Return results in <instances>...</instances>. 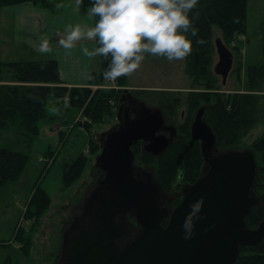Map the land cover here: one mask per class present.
I'll return each mask as SVG.
<instances>
[{
    "label": "rangeland",
    "instance_id": "rangeland-1",
    "mask_svg": "<svg viewBox=\"0 0 264 264\" xmlns=\"http://www.w3.org/2000/svg\"><path fill=\"white\" fill-rule=\"evenodd\" d=\"M212 30L214 51L205 78L195 76L192 79L188 75L187 57L168 61L166 57L146 55L141 67L126 75V82L122 86L118 83L119 77L115 81L102 78L96 84L89 82L86 87H79L77 94L81 100L76 104L71 103L72 93L65 98L53 99L48 107L49 119L41 123L42 130L37 137H24L22 131L14 126H8L0 132V148L28 157V164L20 179L0 189V244H3L0 246V264H58L64 232L80 214L85 198L102 176V172L95 168L96 158L102 151L100 136L118 125V115L123 106L121 98L125 93L140 99L146 108L163 110L169 119L179 125L181 139L180 127L187 122L190 125L194 112L201 105L220 99L229 102L231 108L233 96L250 92L248 68L259 67L264 63V0H249L247 30L244 33L227 40L219 27L213 26ZM219 38L234 55L233 69L226 84L214 72L219 62L215 40ZM13 53L23 60L28 56L20 47H15ZM98 63L99 55L96 73L99 72ZM1 73L4 81L0 86L20 85L7 69ZM63 86L69 91L77 88L65 83ZM87 90L91 94L85 98ZM102 92L112 96L104 110L93 99ZM251 93L260 97V120L240 139L235 149L242 151L254 150L255 143L264 136V84L260 90ZM133 151L137 160H144L150 167H155L140 148L134 147ZM257 156L261 160L262 156ZM75 160H78L77 170L72 174L75 178L70 177L72 183L67 185L64 174ZM180 167H183L185 177L186 168L179 165L177 170ZM160 179L166 194L177 196L176 206L179 205L182 201L179 195L182 186L191 182L184 178L180 182L176 178L168 181L162 175ZM38 187L47 190L51 198L49 208L45 209L46 200L42 197L44 209L35 218L28 216V203ZM32 210L35 209L32 207ZM22 231L27 233L26 237L29 236L26 251L18 249L22 242L18 234Z\"/></svg>",
    "mask_w": 264,
    "mask_h": 264
},
{
    "label": "water",
    "instance_id": "water-1",
    "mask_svg": "<svg viewBox=\"0 0 264 264\" xmlns=\"http://www.w3.org/2000/svg\"><path fill=\"white\" fill-rule=\"evenodd\" d=\"M219 56L214 72L227 83L234 55L222 39L215 40ZM100 136L101 154L95 168L102 172L81 212L63 235L58 264H237L242 250L264 243V220L255 229L247 219L262 201L255 193L259 166L254 150H220L217 136L201 107L190 127L204 160L193 184L181 188V203L163 206L165 190L155 174L137 172L133 147L151 142L158 158L171 146L157 134L163 126L159 109L143 107L137 119L120 120ZM204 204L193 235L182 227L190 205ZM132 219V221H131Z\"/></svg>",
    "mask_w": 264,
    "mask_h": 264
},
{
    "label": "trees",
    "instance_id": "trees-1",
    "mask_svg": "<svg viewBox=\"0 0 264 264\" xmlns=\"http://www.w3.org/2000/svg\"><path fill=\"white\" fill-rule=\"evenodd\" d=\"M25 2L47 6L50 5L51 0H0V9ZM91 3L92 0H83L82 7L87 9ZM248 3L249 0H199L197 8L190 13L192 15L198 12V15L193 16V23L198 32L197 36H190L193 41L192 52L187 56V73L192 79L195 76L205 78L208 74L211 54L214 51L213 26L219 27L227 40L247 30ZM198 38H203L206 43L197 44ZM262 53L264 57V36ZM109 59L99 55V72L92 74L91 84L104 79L103 71L107 68ZM3 69H7L20 85L0 86V132L8 126H14L22 131L24 137L28 135L37 137L42 130L41 123L49 119L48 107L53 99L65 98L67 94L72 93L70 97L72 105L81 100L80 95L77 94L78 88L69 91L63 86L58 63L55 60L14 63H3L0 60V83L4 81L1 73ZM248 78L250 92L233 96L231 108L229 102L220 99L211 100L208 104L207 122L217 136L220 150L235 149L242 136L260 120V97L251 92L260 90L264 84V63L259 67H249ZM125 82L126 75L118 78L119 85L122 86ZM90 94V90L85 91V98ZM111 98L110 93L102 92L99 97L93 99L96 104H100V109L104 110ZM180 128L182 138L171 145L158 160L145 156L152 161V165L155 164L156 179L162 186L164 185L160 176L173 181L179 165L186 168L184 179L191 184L194 183L204 164L200 145L190 140L189 122ZM254 150L259 166L255 193L260 197L262 206L255 207L247 219L248 227L251 229L257 228L264 220V136L255 143ZM257 154L262 156L261 160L258 159ZM77 161L75 160L71 168L65 171L64 182L67 185L72 183V178H75L72 174L75 169L77 170ZM260 162L263 165H260ZM27 164L26 155L0 148V189L11 181L19 180ZM70 177L72 178L69 180ZM37 191H39L38 195ZM42 197L46 200L45 206ZM50 198L47 190L38 187L34 197L29 201L28 216L38 217L40 211L49 208ZM32 207L36 211L32 210ZM26 234L25 231L18 234V238L22 240L23 251H26L29 240ZM237 264H264V243L256 248L243 249Z\"/></svg>",
    "mask_w": 264,
    "mask_h": 264
},
{
    "label": "clouds",
    "instance_id": "clouds-1",
    "mask_svg": "<svg viewBox=\"0 0 264 264\" xmlns=\"http://www.w3.org/2000/svg\"><path fill=\"white\" fill-rule=\"evenodd\" d=\"M198 3L199 0H92L86 14L94 18V23L68 24L58 44L67 50L75 48L78 41L94 40L96 46L91 50L83 48L84 54L110 58L103 77L115 81L139 69L146 55L166 57L168 61L187 57L192 52L190 36L195 37L198 32L193 23L198 12L190 13ZM82 4L83 0H75L77 11ZM56 7H63V3H57ZM37 41L32 43L39 53L53 52L47 35L38 36ZM196 43L206 41L198 38ZM183 178L184 169L180 167L176 181ZM203 204V196L191 203L182 225L185 239L193 235Z\"/></svg>",
    "mask_w": 264,
    "mask_h": 264
},
{
    "label": "crops",
    "instance_id": "crops-1",
    "mask_svg": "<svg viewBox=\"0 0 264 264\" xmlns=\"http://www.w3.org/2000/svg\"><path fill=\"white\" fill-rule=\"evenodd\" d=\"M59 2L63 3V7L58 9L56 4ZM86 11L82 5L77 11L75 0H51L47 6L25 2L0 9V60L3 63L55 60L65 84L70 87H86L98 69V55L89 57L84 54L83 48L91 50L96 46L95 41L81 40L75 48L67 50L58 44L68 24L94 23V18L89 17ZM41 35H47L50 39L52 53L41 54L33 47L32 42L37 41ZM15 47H20L28 56L24 60L19 59L13 53ZM20 243L18 249L23 251Z\"/></svg>",
    "mask_w": 264,
    "mask_h": 264
},
{
    "label": "flooded vegetation",
    "instance_id": "flooded-vegetation-1",
    "mask_svg": "<svg viewBox=\"0 0 264 264\" xmlns=\"http://www.w3.org/2000/svg\"><path fill=\"white\" fill-rule=\"evenodd\" d=\"M121 102L123 106L121 107V115L120 120L122 123L127 122L129 119H137L140 117L142 113V109L144 107V104L140 101L138 98H134L131 94L125 93L123 98H121ZM204 107L206 112L208 110L209 105H201L193 114L191 118V122L189 125V135H190V127L192 125L193 119L197 111ZM162 113L163 118V126L160 132L157 134L158 138H165L171 142V145L177 143L180 140V129L179 125H177L174 120H171L168 118L167 114L159 109ZM191 140V138H190ZM198 143V142H196ZM200 145V143H198ZM152 143L151 142H140L134 147L140 148L144 156H149L150 158L154 160H158L159 158L154 155V150L151 148ZM134 167L137 172H140L144 176H152L153 174H156L155 167H150V165L146 164L144 160H137V157L135 159ZM177 196L173 194H165L162 198L163 206L169 210H173L176 208V202H177ZM178 206V205H177Z\"/></svg>",
    "mask_w": 264,
    "mask_h": 264
}]
</instances>
